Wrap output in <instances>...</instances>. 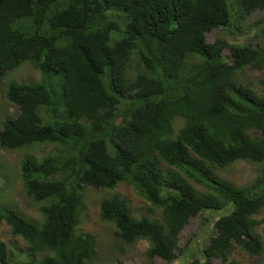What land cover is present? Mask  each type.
<instances>
[{"label":"trees","instance_id":"obj_1","mask_svg":"<svg viewBox=\"0 0 264 264\" xmlns=\"http://www.w3.org/2000/svg\"><path fill=\"white\" fill-rule=\"evenodd\" d=\"M256 11L264 0H0V80L25 60L42 73L38 84L9 81L18 113L2 120L0 149L54 146L20 161L41 219L0 205V223L28 244L0 240V264L97 259L96 234L80 229L86 188L120 184L148 206L139 213L113 192L101 219L125 243L147 240L148 256L173 261L191 217L229 208L203 249L206 264L229 263L235 247L264 264V219L255 217L264 209V79L256 88L238 78L246 67L264 71V27L261 41L230 44L231 61L225 38L206 41L215 28L240 34V18ZM238 160L260 165L246 185L218 173Z\"/></svg>","mask_w":264,"mask_h":264},{"label":"rangeland","instance_id":"obj_2","mask_svg":"<svg viewBox=\"0 0 264 264\" xmlns=\"http://www.w3.org/2000/svg\"><path fill=\"white\" fill-rule=\"evenodd\" d=\"M241 33L234 29L232 25L227 29L215 28L207 33V41L213 42L217 38H225L228 46L225 47L223 54L227 61H231L233 43H255L261 41L262 36L255 35L264 27V11H257L249 16L240 18ZM261 36V37H260ZM29 60L23 61L18 67L14 68L0 80V125L7 116H14L18 113V108L7 98L6 89L9 81L14 79L18 82L28 84H38L42 80V73L35 69ZM238 78L259 88L261 79H264V71L246 67L238 73ZM52 144H36L23 149L5 150L0 149V205L17 209L23 216L38 221L41 219L39 212L40 204L31 202L25 195L21 178L19 176L20 161L25 154H33L41 158L53 149ZM259 164L238 160L228 166L226 169L218 170L221 177L228 179L237 185H246L253 181L258 175ZM120 192L131 202L134 210L139 213L148 203L137 191L129 184H120L115 190L87 186L85 194V203L87 211L84 215L80 229L90 231L96 234L98 243L97 259L89 264H193L192 260L198 258L197 264H206L203 249L209 240V237L218 231L217 222L222 216L231 212L232 209L217 211L201 210L196 216L184 226L180 233L179 247L181 251H175L173 261H168L161 256L154 258L147 256L149 243L145 239H140L133 243H125L115 233L114 223L103 221L100 216V201L103 197ZM233 208V207H232ZM158 216L161 214L158 211ZM256 218L264 219V209L255 215ZM257 231L264 238V221L258 226ZM0 240L5 241L8 248L17 246L22 249L27 247V243L20 236H13L11 227L5 222L0 223ZM188 256H191L189 260ZM261 256H250L240 247H235L230 258L229 264H258ZM207 264H228L223 263L219 258H210Z\"/></svg>","mask_w":264,"mask_h":264},{"label":"clouds","instance_id":"obj_3","mask_svg":"<svg viewBox=\"0 0 264 264\" xmlns=\"http://www.w3.org/2000/svg\"><path fill=\"white\" fill-rule=\"evenodd\" d=\"M256 12H257V11H256ZM206 35H207V33H206ZM206 41H207V38H206ZM207 42H209V41H207ZM213 42H214V41H213ZM210 43H212V42H210ZM138 195H139V194H138ZM139 196H141V195H139ZM141 197H142V196H141ZM142 198H143V197H142ZM143 199H144V198H143ZM145 201H146V200H145ZM146 202H147V201H146ZM191 218H192V217H191ZM191 218H190V219H191ZM189 221H190V220H189ZM114 225H115V224H114ZM183 228H184V227H183ZM181 231H182V230H181ZM180 233H181V232H180ZM179 238H180V236H179ZM178 243H179V242H178ZM178 246H179V245H178ZM147 249H148V248H147ZM178 250L181 251V250H180V247H179ZM176 251H177V250H176ZM174 252H175V251H174ZM147 256H148V255H147ZM155 256H157V255H155ZM155 256H154V257H155ZM148 257H150V256H148ZM154 257H151V258H154ZM192 262H193V261H192ZM228 264H229V263H228Z\"/></svg>","mask_w":264,"mask_h":264}]
</instances>
